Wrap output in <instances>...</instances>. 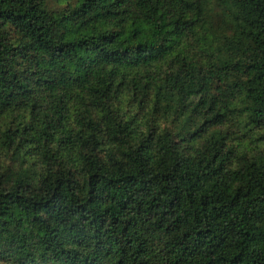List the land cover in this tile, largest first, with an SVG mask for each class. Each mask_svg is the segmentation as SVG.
Returning a JSON list of instances; mask_svg holds the SVG:
<instances>
[{"label":"trees","instance_id":"obj_1","mask_svg":"<svg viewBox=\"0 0 264 264\" xmlns=\"http://www.w3.org/2000/svg\"><path fill=\"white\" fill-rule=\"evenodd\" d=\"M0 264H264V0H0Z\"/></svg>","mask_w":264,"mask_h":264}]
</instances>
